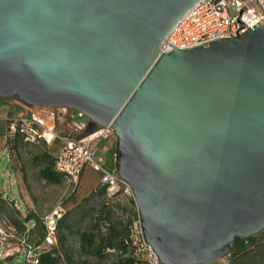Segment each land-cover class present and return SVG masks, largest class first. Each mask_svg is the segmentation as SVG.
I'll return each instance as SVG.
<instances>
[{"label": "water", "instance_id": "1", "mask_svg": "<svg viewBox=\"0 0 264 264\" xmlns=\"http://www.w3.org/2000/svg\"><path fill=\"white\" fill-rule=\"evenodd\" d=\"M196 1L0 0V98L110 124L164 264H210L264 232V22L159 55Z\"/></svg>", "mask_w": 264, "mask_h": 264}, {"label": "built area", "instance_id": "2", "mask_svg": "<svg viewBox=\"0 0 264 264\" xmlns=\"http://www.w3.org/2000/svg\"><path fill=\"white\" fill-rule=\"evenodd\" d=\"M263 22L264 0H197L159 41L156 49L160 55L174 48L207 46L216 39L235 36ZM69 108L49 107L48 117L55 120ZM6 123L9 134H19L27 143L52 144L58 139L55 125H44L32 116L9 117ZM94 124L97 129L94 136L79 138L71 135L62 140L54 157L55 170L63 176L64 183L73 193L79 186L82 169L88 165L101 173L100 182L105 185L107 201L118 199L121 195L133 199L128 182L115 170L105 166L103 155L98 153V145L103 141L116 139L112 127L110 124ZM107 150L108 148L105 151ZM65 212L63 200H60L42 215L43 236L38 242L27 240L25 233L28 230L18 233L13 227L0 224V264H37L44 248L56 245L57 223ZM123 220L127 223L128 231L126 255L141 259L146 264H164L157 259L144 235L136 206L133 212L123 214ZM21 253L24 256L23 261H14ZM210 264H230V261L227 256H223Z\"/></svg>", "mask_w": 264, "mask_h": 264}, {"label": "trees", "instance_id": "3", "mask_svg": "<svg viewBox=\"0 0 264 264\" xmlns=\"http://www.w3.org/2000/svg\"><path fill=\"white\" fill-rule=\"evenodd\" d=\"M72 110L73 113H78L75 109ZM115 145L116 139H113L105 157V166H109L113 170L116 167ZM4 146L8 152L16 150L19 153V150L28 147L29 143L25 142L19 134H9L6 123ZM33 160L40 165L37 171L39 179L52 184L63 182V176L54 168V157L51 154L43 152L35 155ZM23 179L26 180L24 174ZM78 187L71 194L75 195ZM67 197L63 199L66 212L57 223V243L44 248L37 264H146L141 259L126 255L128 231L123 214L127 210L115 213L114 207L118 199L107 201L104 184L98 183L89 194L84 196L85 200L99 198V205L95 207V205L89 204L88 207L83 208V213L79 217L71 216L72 212L66 207ZM14 204L12 199L0 195V221L6 227H13L18 233L28 230L25 235L29 241H40L43 236L42 215L38 216L30 211L22 215ZM85 216L91 220L89 225L86 228H76L78 221ZM70 235L76 236L77 240L70 239ZM76 242L77 245H75ZM226 256L230 264H264V233L250 237H235Z\"/></svg>", "mask_w": 264, "mask_h": 264}, {"label": "rangeland", "instance_id": "4", "mask_svg": "<svg viewBox=\"0 0 264 264\" xmlns=\"http://www.w3.org/2000/svg\"><path fill=\"white\" fill-rule=\"evenodd\" d=\"M17 100L19 99L16 96H11V98H8V101H5L4 98H0V116L6 117L8 113H13L15 115L24 114L27 107L22 106ZM32 107H34V109H39V107L43 106L33 105ZM70 112H73L72 108L67 109L66 115L68 116ZM39 118L44 121L42 116H39ZM81 118L82 117H79L78 121H80ZM69 129L73 128L69 127ZM60 135H62V133H60ZM61 142L60 139H57L55 146L51 147L50 150L56 153ZM103 146L109 147V143L103 141L98 145V148H103ZM35 151L34 147L29 146L21 148L19 153H17L16 150L9 151V155L4 150L0 151V156L4 155V159L0 166V195L15 199L18 206L17 208L22 215L28 213V211L38 216L43 215L52 209L56 203L69 195L71 196L67 197L66 207L72 212L71 216L74 218L81 216L83 210L85 207H88L89 204L95 205V207L99 205L100 199L97 197L85 200L86 197L82 198L83 196H79L77 192L74 193L75 195L71 194V189L64 183V179L61 184H52L39 179L37 171L40 165L36 164L33 160ZM101 151L102 150L99 149L98 153H101ZM23 174L26 175V180L22 181L21 177ZM100 176L101 173L96 172L93 177L97 179L100 178ZM15 200H13L14 203ZM90 221V218L85 216L78 221L76 228H86ZM69 238L74 239V241L77 240L76 236L73 235H70ZM75 245H77V242ZM23 259L24 256L23 253H21L20 256L15 257L14 261L21 262Z\"/></svg>", "mask_w": 264, "mask_h": 264}, {"label": "crops", "instance_id": "5", "mask_svg": "<svg viewBox=\"0 0 264 264\" xmlns=\"http://www.w3.org/2000/svg\"><path fill=\"white\" fill-rule=\"evenodd\" d=\"M8 98H11V97H5L4 100L8 101ZM19 100H17V101L22 106L27 107V109H25L26 112L24 114L15 115L13 113H8L6 117L0 116V151L4 150L5 152L8 153V155H9V152H8L7 148H5V146H4V136L6 133V120L9 117L32 116L44 125L53 124V125H55L56 132L58 133V139H60L61 141L63 139H65L66 137H69L71 135H75L79 138H88V137L94 136L97 133L96 125L92 121H90L84 117H82L80 119V121H78L79 117H81L78 115V113L76 114V113L70 112L68 114V116L66 115V113H64L63 115L57 117L55 120H51L48 117L49 107L43 106V107H39V109H34V107H32L33 105H26L21 100L20 101ZM11 102H12V100H11ZM39 116H42L44 118V121L41 120L39 118ZM69 127L73 128V129H69ZM60 133H62V135H60ZM56 141H57V139L52 144H45V143L31 144V143H29V147L35 148L36 151L33 155H37V154H40L43 152H47V153L51 154L53 157H55L56 153H53L50 149H51V147L55 146ZM112 141L113 140L108 142L109 145H110V142H112ZM59 146H58V148H59ZM107 148H108V146H105V148L104 147L99 148L102 150L100 154L103 155L104 159L107 155L106 152L108 150L105 152V150ZM9 162H10V156H9ZM96 172H99V171H94L88 165L82 169L81 174H80V183H79V187L77 190V193L79 194V196H81V197L86 196L97 186L98 183H100L101 176H100V178H97V179L93 177L94 174H96ZM21 179H22V181L24 180L23 175H22ZM131 199L132 198H128V197H125L123 195L118 197V202H116L115 207H114L115 213H118L119 211L124 210V209L127 210V212H133L135 210L136 205H135V202ZM12 200H15V199H12ZM15 205H16V207H18L16 200H15ZM0 224L4 225L2 221H0Z\"/></svg>", "mask_w": 264, "mask_h": 264}, {"label": "flooded vegetation", "instance_id": "6", "mask_svg": "<svg viewBox=\"0 0 264 264\" xmlns=\"http://www.w3.org/2000/svg\"><path fill=\"white\" fill-rule=\"evenodd\" d=\"M264 233V232H263ZM263 233H261V234H263ZM260 235V234H259Z\"/></svg>", "mask_w": 264, "mask_h": 264}]
</instances>
